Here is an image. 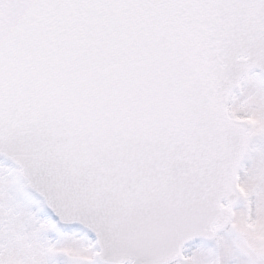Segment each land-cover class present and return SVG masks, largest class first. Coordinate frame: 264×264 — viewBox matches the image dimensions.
I'll list each match as a JSON object with an SVG mask.
<instances>
[{
  "label": "snow or ice",
  "instance_id": "1",
  "mask_svg": "<svg viewBox=\"0 0 264 264\" xmlns=\"http://www.w3.org/2000/svg\"><path fill=\"white\" fill-rule=\"evenodd\" d=\"M0 264H264V0H0Z\"/></svg>",
  "mask_w": 264,
  "mask_h": 264
}]
</instances>
